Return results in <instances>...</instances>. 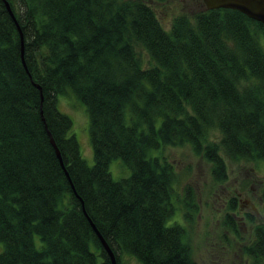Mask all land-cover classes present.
I'll list each match as a JSON object with an SVG mask.
<instances>
[{
  "label": "trees",
  "instance_id": "obj_1",
  "mask_svg": "<svg viewBox=\"0 0 264 264\" xmlns=\"http://www.w3.org/2000/svg\"><path fill=\"white\" fill-rule=\"evenodd\" d=\"M68 89L86 106L92 164L57 107ZM163 143L190 144L220 181L225 157L264 160L263 23L219 7L167 29L147 0H0V264H111L90 220L115 264H199L185 225L167 224ZM115 157L130 175L112 177ZM244 252L264 263L263 223Z\"/></svg>",
  "mask_w": 264,
  "mask_h": 264
},
{
  "label": "rangeland",
  "instance_id": "obj_2",
  "mask_svg": "<svg viewBox=\"0 0 264 264\" xmlns=\"http://www.w3.org/2000/svg\"><path fill=\"white\" fill-rule=\"evenodd\" d=\"M147 1L167 29L175 15H192L205 7L202 0ZM57 107L71 117L72 126L68 133L75 135L82 156L88 164H92L89 118L84 102L68 89L57 95ZM218 138V131L212 130L208 141H217ZM154 152L173 166V200L176 209L167 224L178 221L185 225L191 257L199 264H252L253 259L247 257L244 246L252 240L255 225L264 224V160H233L225 157L226 176L220 181L213 178L212 166L206 157L188 143H163ZM109 169L114 179L131 173L130 167L119 157L111 159ZM188 184L194 191L192 200L185 195ZM191 202L196 206L191 205ZM232 202L234 208H231ZM35 242L37 246L41 245L37 235ZM2 247L0 242V250ZM126 264L141 263L129 257Z\"/></svg>",
  "mask_w": 264,
  "mask_h": 264
},
{
  "label": "water",
  "instance_id": "obj_3",
  "mask_svg": "<svg viewBox=\"0 0 264 264\" xmlns=\"http://www.w3.org/2000/svg\"><path fill=\"white\" fill-rule=\"evenodd\" d=\"M202 1L205 6L204 8L212 9V8L225 7V8L237 9L243 12L244 14H246L248 17H251L255 20L260 21L264 25V0H202ZM6 5L8 9L10 10L9 4L7 2H6ZM21 42H22V37H21ZM42 118L44 119L43 116ZM48 132L50 135V141L55 149V152L57 156L59 157L61 164H63L60 150L53 136L51 135L50 131ZM90 222L93 226L94 231L100 238L103 247L109 254L111 258V264H115V256H114L113 250L111 249L107 241L104 239V237L101 235V233L99 232L95 224L91 220Z\"/></svg>",
  "mask_w": 264,
  "mask_h": 264
},
{
  "label": "bare ground",
  "instance_id": "obj_4",
  "mask_svg": "<svg viewBox=\"0 0 264 264\" xmlns=\"http://www.w3.org/2000/svg\"><path fill=\"white\" fill-rule=\"evenodd\" d=\"M117 264V263H116Z\"/></svg>",
  "mask_w": 264,
  "mask_h": 264
}]
</instances>
